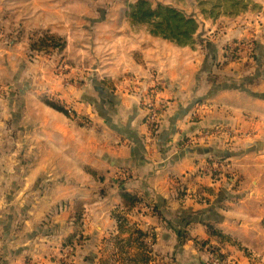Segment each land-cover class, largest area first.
Listing matches in <instances>:
<instances>
[{
	"label": "crops",
	"instance_id": "0c3cea01",
	"mask_svg": "<svg viewBox=\"0 0 264 264\" xmlns=\"http://www.w3.org/2000/svg\"><path fill=\"white\" fill-rule=\"evenodd\" d=\"M126 1L0 0V264H60L65 244L71 264H112L116 248L124 264H148L137 232L161 220L123 193L212 245L202 221L215 216L232 264H264V12L196 16L189 46L137 26ZM45 33L66 46L31 57ZM149 103L161 118L152 141ZM160 246L208 264L169 227Z\"/></svg>",
	"mask_w": 264,
	"mask_h": 264
},
{
	"label": "trees",
	"instance_id": "16d2710c",
	"mask_svg": "<svg viewBox=\"0 0 264 264\" xmlns=\"http://www.w3.org/2000/svg\"><path fill=\"white\" fill-rule=\"evenodd\" d=\"M196 4L195 6L199 9L200 13L206 20L217 21L222 17H237L248 12H264V6L258 0H191ZM126 11L129 16L133 19L135 24L139 27L148 29L151 33L157 36H163L170 39L178 45H189L194 46L195 34L200 27V21L195 14H188L184 9L177 6L164 4V3H153L151 0H136L126 1ZM66 46V40L57 35L50 33L42 34L32 39L31 45V57L34 52H41L45 54H53L61 52ZM256 57L255 52L252 54ZM226 57L229 60L237 59L240 57L235 52L228 50ZM254 59V58H253ZM246 80L241 79L239 85L244 87L249 92V86H246ZM249 88V89H248ZM49 104L55 106L59 110L69 113V109L61 106L59 103L49 101ZM161 131V127H160ZM159 131V133H160ZM158 133V135H159ZM225 159L224 156L220 158L209 160V164H214L216 160L222 162ZM212 174L211 171H209ZM215 176V175H214ZM182 186V184L180 185ZM184 186V185H183ZM186 186L184 189L180 187V194L186 193ZM153 199V198H152ZM218 199L220 197L218 196ZM217 201V200H216ZM122 202L128 207H134L140 202L153 204V211L158 219L161 220L162 226L159 231L155 228H151L149 232L138 231L139 237L151 236L156 242H158L157 254L160 256H172L175 260V254L172 251H166L164 246H160V236L163 235V229L169 227L173 232L176 233L179 244H184L188 240H193L194 243L206 252L208 248H215L209 240L201 241L197 237L192 235V223L188 222L187 219L181 217L179 222H173L171 218H168L159 209L156 203L151 202L146 195H137L136 193H123ZM212 208L216 207V202L210 204ZM169 216V215H168ZM122 219L123 217H118ZM205 218V217H204ZM217 219L215 216L205 218L202 223L205 226L207 233L211 238H216L219 241H230L231 236L225 233L223 230L216 226ZM69 244H65L66 247ZM221 256L225 259L224 255ZM140 260L142 263L148 262L147 249L143 248L141 251ZM226 260V259H225ZM135 264V263H134Z\"/></svg>",
	"mask_w": 264,
	"mask_h": 264
},
{
	"label": "built area",
	"instance_id": "2783aa9c",
	"mask_svg": "<svg viewBox=\"0 0 264 264\" xmlns=\"http://www.w3.org/2000/svg\"><path fill=\"white\" fill-rule=\"evenodd\" d=\"M149 108V115H148V125L151 132V141L154 139L155 135L159 133L160 127H161V118H160V111L156 109L154 106L148 104ZM211 172L213 173V170L211 169ZM214 174V173H213ZM137 237L139 239V245H142L143 248L147 249V256L149 258L148 264H178L177 261L172 256H160L154 251L155 244L153 241V237L151 236H144L139 237V234H137ZM72 250V246L67 245L64 247V251H66V255L62 256L63 261L60 262V264H71L70 261V252ZM208 251V263L209 264H227V261L221 256L220 252H218L215 248H207ZM111 261L112 264H124L122 262L121 258V252L116 248L112 255H111ZM134 264V263H129Z\"/></svg>",
	"mask_w": 264,
	"mask_h": 264
},
{
	"label": "rangeland",
	"instance_id": "374dc122",
	"mask_svg": "<svg viewBox=\"0 0 264 264\" xmlns=\"http://www.w3.org/2000/svg\"><path fill=\"white\" fill-rule=\"evenodd\" d=\"M153 3H164V4H170V5H174V6H177L181 9H184L188 14H196V16H202V14L200 13L199 9L195 6L196 4H194V2H192L191 0H151ZM260 1V0H258ZM198 14H201V15H198ZM203 17V16H202ZM45 54V53H43ZM5 58V56H3ZM0 82L5 80L4 78L6 77V73L5 71L0 68ZM48 98H53V99H57L54 95H48ZM224 243L222 242H218L216 244H213L215 245V247L217 248L216 250L218 252H220V254L224 255L226 261H227V264H232L233 263V258H231V256L229 254H224L222 252L223 250V247L225 246ZM208 253V251H207ZM208 257V256H207ZM209 264V263H208Z\"/></svg>",
	"mask_w": 264,
	"mask_h": 264
}]
</instances>
